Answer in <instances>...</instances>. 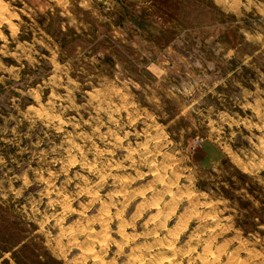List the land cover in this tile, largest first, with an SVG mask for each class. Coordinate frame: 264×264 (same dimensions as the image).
I'll list each match as a JSON object with an SVG mask.
<instances>
[{"label":"rangeland","instance_id":"obj_1","mask_svg":"<svg viewBox=\"0 0 264 264\" xmlns=\"http://www.w3.org/2000/svg\"><path fill=\"white\" fill-rule=\"evenodd\" d=\"M0 264H264V0H0Z\"/></svg>","mask_w":264,"mask_h":264}]
</instances>
